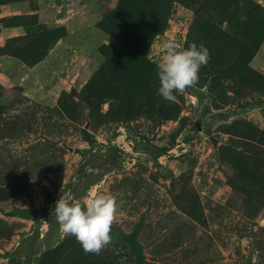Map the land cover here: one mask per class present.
Here are the masks:
<instances>
[{"label": "rangeland", "instance_id": "1", "mask_svg": "<svg viewBox=\"0 0 264 264\" xmlns=\"http://www.w3.org/2000/svg\"><path fill=\"white\" fill-rule=\"evenodd\" d=\"M128 1L0 0V264H41L56 202L99 195L119 205L108 264H264V0H172L140 64ZM169 39L211 53L174 103Z\"/></svg>", "mask_w": 264, "mask_h": 264}, {"label": "clouds", "instance_id": "2", "mask_svg": "<svg viewBox=\"0 0 264 264\" xmlns=\"http://www.w3.org/2000/svg\"><path fill=\"white\" fill-rule=\"evenodd\" d=\"M165 54L157 65L160 82L158 94L174 103L177 93L184 94L199 83V72L211 59L210 50L203 44L192 43L182 49L175 40L163 43ZM119 205L111 195H99L89 200L86 206L69 203L60 198L54 213L64 236H74L85 254L99 255L112 242V230L117 220Z\"/></svg>", "mask_w": 264, "mask_h": 264}, {"label": "trees", "instance_id": "3", "mask_svg": "<svg viewBox=\"0 0 264 264\" xmlns=\"http://www.w3.org/2000/svg\"><path fill=\"white\" fill-rule=\"evenodd\" d=\"M222 2L231 3L234 5H239L243 1L246 0H221ZM172 3V0H129L125 11L127 12L128 18L126 19V24L124 25L125 29H137L138 32L136 33V38L134 37L133 41H130L132 43V47L136 48V50L140 51V56H138V59L135 60V63L143 60L141 58V55H143V51H145V47L149 46V44L144 43V49H143V39H150L157 35L158 33L162 32L167 24V16L170 11V5ZM118 16V13H117ZM250 16H252L250 14ZM114 21L116 19L114 18L112 20V23L110 24L108 19H105V22H103V27L107 29L111 35L113 36L112 42L110 46L108 47L109 51H114L118 48H120V43L115 38V31H114ZM138 23H141L142 26L144 25L145 30H143V27L137 28ZM113 27V28H112ZM59 30H48L46 31L47 36H53L50 38L52 40L49 44V41H47L46 44V52L47 49H49L55 41L58 39L64 37L65 33L58 34L55 36V34L58 33ZM45 36V35H44ZM149 43V41H148ZM46 52H43L40 58L42 59ZM143 57V56H142ZM134 61V60H133ZM143 68V67H141ZM89 141H92V138L88 136ZM68 257V259H73L75 261V264H108L107 260L102 257L101 255L96 254H85L83 251V248L80 243L77 242L76 238L74 236H67L63 239V241L56 247L47 250L41 260V264H62V260L65 257Z\"/></svg>", "mask_w": 264, "mask_h": 264}]
</instances>
